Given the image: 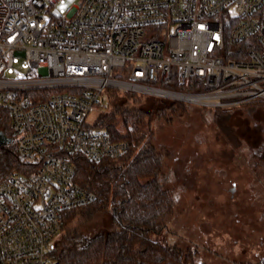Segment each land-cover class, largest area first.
<instances>
[{
	"label": "built area",
	"instance_id": "built-area-1",
	"mask_svg": "<svg viewBox=\"0 0 264 264\" xmlns=\"http://www.w3.org/2000/svg\"><path fill=\"white\" fill-rule=\"evenodd\" d=\"M58 3L0 0V106L23 163L0 183V264H55L63 214L97 199L74 159L128 151L88 120L106 89L207 109L264 104V0ZM170 82L200 91L157 87Z\"/></svg>",
	"mask_w": 264,
	"mask_h": 264
},
{
	"label": "trees",
	"instance_id": "trees-1",
	"mask_svg": "<svg viewBox=\"0 0 264 264\" xmlns=\"http://www.w3.org/2000/svg\"><path fill=\"white\" fill-rule=\"evenodd\" d=\"M258 15L264 21V7ZM113 77L124 79L122 73H113ZM190 81L197 82V79ZM157 87L200 91L189 84L182 88L172 82ZM103 94L104 107L96 124L112 139L126 141L130 147L116 161L94 163L81 156L74 159L77 182L95 193L97 199L86 207L63 214L64 226L57 242L55 264H198L195 252L158 240V236L168 231L165 220L173 213L174 200L162 184V148L156 150L151 131L153 112L170 122L184 115L190 105L145 98L153 101L146 109L139 100L148 96L113 89H106ZM257 106L264 108V104L257 103L225 110L214 108L213 119L222 128L225 123L226 133L232 111L245 107L253 110ZM0 131L11 138L8 113L1 106ZM260 147L257 156L264 167V144ZM22 169L23 163L12 144L0 146V183ZM100 215L103 217L100 228L93 233L85 232L86 223Z\"/></svg>",
	"mask_w": 264,
	"mask_h": 264
},
{
	"label": "rangeland",
	"instance_id": "rangeland-1",
	"mask_svg": "<svg viewBox=\"0 0 264 264\" xmlns=\"http://www.w3.org/2000/svg\"><path fill=\"white\" fill-rule=\"evenodd\" d=\"M60 1L57 11L78 2ZM143 95L148 97L139 101L146 109L153 101L145 98L170 101ZM100 98L104 102L105 94ZM187 105V112L170 122L152 113L153 144L162 148V184L174 200L165 220L168 231L158 240L195 252L198 264H259L264 261V167L257 155L264 144V108L235 109L225 133V123L222 128L214 122V109ZM99 112L90 115V123ZM102 219L87 222L85 232L99 229Z\"/></svg>",
	"mask_w": 264,
	"mask_h": 264
},
{
	"label": "water",
	"instance_id": "water-1",
	"mask_svg": "<svg viewBox=\"0 0 264 264\" xmlns=\"http://www.w3.org/2000/svg\"><path fill=\"white\" fill-rule=\"evenodd\" d=\"M10 143H11V139L0 131V146L8 145Z\"/></svg>",
	"mask_w": 264,
	"mask_h": 264
}]
</instances>
